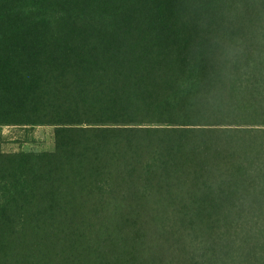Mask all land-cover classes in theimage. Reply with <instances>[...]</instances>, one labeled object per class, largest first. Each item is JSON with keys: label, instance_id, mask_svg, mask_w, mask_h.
Here are the masks:
<instances>
[{"label": "trees", "instance_id": "trees-1", "mask_svg": "<svg viewBox=\"0 0 264 264\" xmlns=\"http://www.w3.org/2000/svg\"><path fill=\"white\" fill-rule=\"evenodd\" d=\"M256 199L264 0H0V264H226Z\"/></svg>", "mask_w": 264, "mask_h": 264}, {"label": "crops", "instance_id": "crops-1", "mask_svg": "<svg viewBox=\"0 0 264 264\" xmlns=\"http://www.w3.org/2000/svg\"><path fill=\"white\" fill-rule=\"evenodd\" d=\"M254 203V212L245 216L248 220L253 216L259 224L242 234L244 240L230 250L226 264H264V199H256Z\"/></svg>", "mask_w": 264, "mask_h": 264}, {"label": "rangeland", "instance_id": "rangeland-1", "mask_svg": "<svg viewBox=\"0 0 264 264\" xmlns=\"http://www.w3.org/2000/svg\"><path fill=\"white\" fill-rule=\"evenodd\" d=\"M2 134L8 138L5 147L8 152L20 150L51 151L54 149V129L51 127L34 129L5 127Z\"/></svg>", "mask_w": 264, "mask_h": 264}]
</instances>
